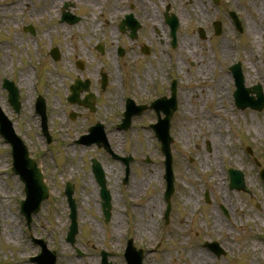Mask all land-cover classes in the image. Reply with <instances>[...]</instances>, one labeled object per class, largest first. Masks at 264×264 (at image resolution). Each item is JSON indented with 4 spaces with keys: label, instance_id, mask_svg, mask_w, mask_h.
<instances>
[{
    "label": "rangeland",
    "instance_id": "374dc122",
    "mask_svg": "<svg viewBox=\"0 0 264 264\" xmlns=\"http://www.w3.org/2000/svg\"><path fill=\"white\" fill-rule=\"evenodd\" d=\"M20 1L0 0V108L46 174L49 195L27 228L17 206L24 199L23 184L10 170V148L0 137V264H33L29 259L39 253L33 239L43 240L57 253L56 264H100V250L109 253L111 263L126 264V235L146 252L144 264H196L191 257L196 252L206 255L210 264H264V183L259 178L264 169V108L260 112L235 108L229 72L232 64L240 63L245 86L260 84L264 91V0H219L217 5L212 0H92L91 5L86 0H57L55 5L53 0H24L25 9L17 6ZM64 5L80 19L73 26L59 21ZM166 7L179 21L173 50L162 17ZM229 11L239 18L241 33L235 31ZM131 12L141 23L134 41L118 31L120 20ZM214 21L221 23L220 36L214 35ZM94 23L101 27L92 30ZM27 26L33 33L23 30ZM201 29L204 39L198 35ZM52 42L60 52L56 62L48 53ZM100 43L102 55L95 50ZM223 45L227 53L222 52ZM117 46L124 50L121 58ZM143 46L149 49L148 55L141 52ZM170 62L178 69L179 110L170 126L174 193L164 225L159 219L164 208L163 155L149 128L155 116L148 112L133 118L125 132L114 126L120 122L118 112L126 92L122 78L127 76L125 85L130 91L125 99L150 101L155 89L165 93ZM25 73L30 74L29 91L19 85ZM102 73L108 80L104 91L100 90ZM220 77L224 78L221 87ZM75 78L90 82V91L98 99L96 114L67 103V89ZM3 79L14 82L20 92L18 115L1 88ZM34 97L47 105V131L52 136L48 145L40 117L34 113ZM71 112L78 117L71 120ZM94 118L105 125L108 137L115 134L110 139L114 151L133 157L126 186L120 184L117 162L95 146L75 143L96 123ZM91 159L103 166L111 192L107 223L90 171ZM228 169L243 173L246 193L228 188ZM216 171L222 193L214 179ZM67 182L75 188L78 214L73 246L65 241L69 211L63 190ZM3 212L14 218L16 241L3 232ZM115 215L120 217L117 226ZM215 218L222 230L214 228ZM204 242L218 243L224 254L217 258L203 247ZM253 242L263 249L253 251Z\"/></svg>",
    "mask_w": 264,
    "mask_h": 264
},
{
    "label": "water",
    "instance_id": "95a60500",
    "mask_svg": "<svg viewBox=\"0 0 264 264\" xmlns=\"http://www.w3.org/2000/svg\"><path fill=\"white\" fill-rule=\"evenodd\" d=\"M65 20L69 23L74 22L73 20H70V17H68V16H67V18H65ZM55 58H58V55L56 53H55ZM80 67L82 68L81 65H80ZM232 69H233L234 76L236 79L237 91L235 93V98H236L237 105L242 109L249 106L251 108L260 110L264 104V98L261 97L260 93H259L258 101H252L251 98H248L247 95H248V92L250 90L247 91L243 88V79H242V75L240 73L239 65L233 67ZM4 87L9 90L10 102L15 106L16 109H18V104L16 102L17 101V92L13 88V85L11 83H8L5 81ZM80 89L81 88L79 86L72 88L73 96L71 97V102H79L78 101V92L80 91ZM83 89L87 90V86H84ZM258 89H259V87L252 88V90H254V92H256ZM166 109L167 108H163L164 111H166ZM41 114L43 115V111H41ZM128 118H129V115L126 116L125 121H124V125L126 124L125 128L128 126ZM167 121H168V119H166L164 122H161L155 128L157 130V135H158V137L162 143V151L165 153V155L167 157V162H166L167 166L169 167V164H170L169 143H170V141H169V138L167 135V130H168ZM0 134L5 138V140L7 142H9L13 146L12 154H13V158H14V163L17 166L16 172L18 174H20L22 180H24V182L26 183L27 192H29L31 194L33 192V190H35L34 196H33V209L31 212L26 213L27 217L29 218L30 213H36L39 209V204L41 203L42 200H44L46 198V190L41 183V179L38 176L37 171L34 168V164L30 160L27 159L26 151H25L24 147L22 146L21 142L13 135L12 130L6 124V120L1 115V113H0ZM85 140H86V137H83L81 139L82 142ZM99 140H100V137L98 139H95L96 142H100ZM90 142H92V141H89V143ZM93 171H94L98 181L102 182V172H101L99 166L95 162H93ZM29 174H31V176H29ZM168 180H169V182H171L170 174H169ZM236 182H239V181H236ZM100 184H101V188H102L101 197L104 200L103 207L107 208V210H104V214H105L106 220H108V218H109V204H108L109 197H108L107 193L104 191V185L102 183H100ZM233 186L237 187L238 189L242 188L240 183H233ZM65 193L68 197L70 207H71V216L70 217L74 221V217H75L74 205H73V202L71 200L72 188L68 186L66 188ZM171 193H172V189L169 185V192L167 193V196H169ZM28 223H29V219H28ZM75 234H76V226H75V223L73 222L72 226L70 228V232L68 234L67 240L69 242L73 243ZM209 248L217 249V246L215 244H213V245H210ZM136 259L140 260V256H138ZM46 264H54V255H51L47 258ZM135 264H138V261Z\"/></svg>",
    "mask_w": 264,
    "mask_h": 264
},
{
    "label": "bare ground",
    "instance_id": "6f19581e",
    "mask_svg": "<svg viewBox=\"0 0 264 264\" xmlns=\"http://www.w3.org/2000/svg\"><path fill=\"white\" fill-rule=\"evenodd\" d=\"M91 1L92 0H86V3L91 5L92 4ZM96 1H101V0H96ZM56 2H57V0H53V4L54 5L56 4ZM17 6L18 7H22V8L25 9V7H26L25 1L24 0L20 1V3ZM258 13H260V11H258ZM260 19H261V17H260ZM100 27H101L100 23H94V25L92 27V30H97ZM222 52L223 53H227L226 46H224V45L222 46ZM223 79L224 78H222V77L219 78V81H218L219 87H221V85L223 84V82H222ZM30 83H31L30 74H28V73H25L24 76H21L19 78V85L24 87V88H26L27 91H29ZM217 94L221 95V92L217 91ZM27 102H29V100H27ZM262 136L264 137V135H262ZM109 138L110 139H114L115 138V134H111L109 136ZM216 166H217V164H216ZM119 172H120V170H119ZM220 178H221V176H220L219 172L216 171L214 179L217 182L216 185L218 186V190L221 192L222 189H223V185L221 184ZM1 188H3V187L1 186ZM119 222H120V217L118 215H115L113 223L117 226L119 224ZM2 223H3L2 224L3 227H5L4 228L5 231L3 230V232H5V234L9 236L8 239H12V240L14 239L16 241L18 239V236H17L16 231L14 229L15 228L14 218H11L10 215H7V214H5L3 212V214H2ZM213 226L217 230H222L223 229V226H222L220 220L217 219V218L214 219ZM113 227H114V225H113ZM146 228H147L146 225L143 224V232H142V234H145ZM10 230H12V231H10ZM118 231H119V229H117L116 232H118ZM251 249L253 251H257V250L263 249V245L253 242ZM191 257H192V261H194L193 263H196V264H210L209 258L206 255L202 254L201 252H196V253L192 254Z\"/></svg>",
    "mask_w": 264,
    "mask_h": 264
}]
</instances>
